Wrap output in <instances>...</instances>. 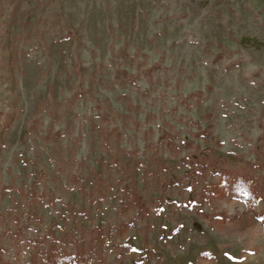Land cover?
I'll return each mask as SVG.
<instances>
[{
  "label": "rangeland",
  "instance_id": "rangeland-1",
  "mask_svg": "<svg viewBox=\"0 0 264 264\" xmlns=\"http://www.w3.org/2000/svg\"><path fill=\"white\" fill-rule=\"evenodd\" d=\"M48 255L264 264V0H0V264Z\"/></svg>",
  "mask_w": 264,
  "mask_h": 264
},
{
  "label": "trees",
  "instance_id": "trees-1",
  "mask_svg": "<svg viewBox=\"0 0 264 264\" xmlns=\"http://www.w3.org/2000/svg\"><path fill=\"white\" fill-rule=\"evenodd\" d=\"M131 185L132 184H128L127 187H126V193H128V194L126 195V202L125 203L127 204V203H130V202H133L135 204V206L137 207V209L143 210L144 207H145V202L144 201L143 202L140 201V199H141L140 195H138L136 193L135 189ZM92 238L86 239V240L84 238V241H83L84 244L93 245L95 243V241H98V239H100V238L103 239L104 236H103V234H100V232L97 231V229H95V233L92 236ZM89 241H91V242H89ZM86 242H88L89 244L86 243ZM84 244L82 246H80V247L78 245L76 251L74 253H72V254H69V255H65V254L59 255V256L62 257V261L64 263L71 262V261H75V259L77 257H79L80 255H83V253L85 251ZM57 257H58V255H57ZM57 257H54V256L52 257V256L48 255V257L46 258V261L48 263L55 264L57 262L58 264H60V262H58Z\"/></svg>",
  "mask_w": 264,
  "mask_h": 264
}]
</instances>
